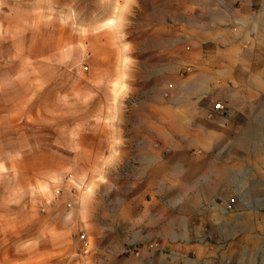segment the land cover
<instances>
[{"label": "rangeland", "instance_id": "1", "mask_svg": "<svg viewBox=\"0 0 264 264\" xmlns=\"http://www.w3.org/2000/svg\"><path fill=\"white\" fill-rule=\"evenodd\" d=\"M142 22L61 14L60 50L42 59L31 50L28 65L0 72L25 88L14 89V123L0 132L14 158L13 192L0 196V264H264V99L246 124L237 118L245 129L211 138L226 146H200L199 132L180 131L187 116L165 110L153 52L135 44ZM188 138L197 145L181 147ZM120 139L128 153L118 161L108 145ZM230 150L236 163L220 157ZM205 157L226 168L214 191Z\"/></svg>", "mask_w": 264, "mask_h": 264}, {"label": "crops", "instance_id": "2", "mask_svg": "<svg viewBox=\"0 0 264 264\" xmlns=\"http://www.w3.org/2000/svg\"><path fill=\"white\" fill-rule=\"evenodd\" d=\"M61 14H121L123 17L142 14L141 32L135 36V39L139 37L135 44L141 47L138 50L153 52L150 59L153 67H157L155 76L162 79L158 92L167 99L165 110L171 115L187 116L189 124L180 131L199 132L203 136L201 139L197 136L200 146H226L227 139L211 138L245 129L247 116L261 106L264 99V0H0V72L28 65L31 50L38 51L41 59L47 53L60 50ZM186 68L190 70L184 73ZM23 82L22 77L17 78L7 70L5 75L0 74V132L14 123L11 95L14 89L24 93ZM216 103L224 106L223 115L213 110ZM238 117L245 119L243 125L237 121ZM190 139L181 147L197 145ZM127 144L120 139L108 145L118 147L111 156L118 161L125 157ZM3 145L8 147V140L0 138V147ZM143 146L149 149V157L155 156L150 144L145 142ZM11 154L9 149L0 150V196L7 197L13 192L14 179L10 171L14 158ZM221 156L229 163H236L238 159L237 150ZM218 158L205 157L203 170L204 180L212 178L205 185L214 183L213 191L218 185L214 180L216 175H221V179L228 177L226 168L216 165L221 162ZM146 168L145 172L149 171V166ZM235 170L233 166L228 168L229 174ZM22 176L28 188L35 175ZM210 187L208 191L202 189L203 195L210 193ZM231 190L237 193L236 188ZM257 209L261 208H254ZM215 212L222 211L219 207ZM232 238L231 234L225 241L235 237ZM191 242L200 241L185 238V243ZM199 250L200 247H195V251Z\"/></svg>", "mask_w": 264, "mask_h": 264}, {"label": "built area", "instance_id": "3", "mask_svg": "<svg viewBox=\"0 0 264 264\" xmlns=\"http://www.w3.org/2000/svg\"><path fill=\"white\" fill-rule=\"evenodd\" d=\"M190 70V68H186L185 72H188ZM213 110L218 113L219 115H223L225 113V108L222 104L220 103H216L213 105ZM234 200H230L228 203H227V207L229 208L232 204H233Z\"/></svg>", "mask_w": 264, "mask_h": 264}]
</instances>
